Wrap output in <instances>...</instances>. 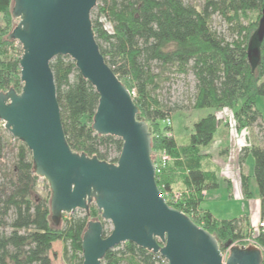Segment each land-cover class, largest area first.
I'll return each instance as SVG.
<instances>
[{"label":"trees","instance_id":"trees-1","mask_svg":"<svg viewBox=\"0 0 264 264\" xmlns=\"http://www.w3.org/2000/svg\"><path fill=\"white\" fill-rule=\"evenodd\" d=\"M262 3L263 0H205L198 9L184 0H98L91 12L93 34L105 62L132 93L139 108L137 118L150 127L152 152L165 151L169 159L156 174L160 194L183 186L187 199L169 205L213 235L220 250L228 242L242 238L250 227L247 216L218 220L200 209L203 192L219 184L216 172L206 170L202 160L210 157L204 149L211 144L220 123L213 112L207 114L194 124L189 142L179 145L165 120L180 108L214 111L228 108L243 129L254 125L264 128L256 108L258 97L264 99V38L259 61L254 66L247 55L259 25ZM11 9L12 0H0V15L7 21L6 27H0V92L12 89L19 93L22 51L7 39L14 28ZM249 12L257 13V22L244 25L240 17ZM215 14L227 23L230 40L211 30ZM50 67L69 147L79 154L116 163L121 140L99 136L92 129L99 99L95 89L69 57H55ZM189 73L195 79V93L189 105H168L160 99L161 90L174 77ZM8 146L14 152L12 159L4 163ZM112 150L116 152L114 157L109 156ZM249 154L254 159L259 219L264 222V146L251 144L243 148L239 154L240 169ZM168 169L173 174H166ZM176 173L183 175L181 184H176ZM163 175L165 179L160 183ZM241 177L243 196L250 198L249 178ZM39 180L29 150L0 127V264H51L49 254L57 241L65 244L66 264H82V237L90 221L101 220L98 210L91 205L88 213L80 211L79 216L63 217L62 224L56 226L50 215V191L39 194ZM103 225L106 237L110 230ZM256 242L264 248V228L259 230ZM161 262L160 255L124 243L109 250L101 264Z\"/></svg>","mask_w":264,"mask_h":264},{"label":"water","instance_id":"water-1","mask_svg":"<svg viewBox=\"0 0 264 264\" xmlns=\"http://www.w3.org/2000/svg\"><path fill=\"white\" fill-rule=\"evenodd\" d=\"M98 0H12L17 21L7 37L22 49L19 93L0 92V121L31 153L34 173L50 191V215L59 226L64 215L88 213L82 237V264H101L105 254L133 243L168 264H262L255 246H234L223 262L217 239L181 211L169 206L156 184L148 123L139 120L132 93L105 62L95 40L91 12ZM264 38V0L247 55L254 66ZM69 57L98 94L92 129L122 142L116 163L74 152L66 142L51 61ZM111 225L103 235L104 223Z\"/></svg>","mask_w":264,"mask_h":264},{"label":"rangeland","instance_id":"rangeland-1","mask_svg":"<svg viewBox=\"0 0 264 264\" xmlns=\"http://www.w3.org/2000/svg\"><path fill=\"white\" fill-rule=\"evenodd\" d=\"M184 1L189 4H193L198 9H201L205 2V0H184ZM91 19H92V15H91ZM257 19H258L257 13H252V12H249L240 17V20L244 25L255 23L257 22ZM15 23H17V21L12 19L11 27H14ZM6 26H7L6 18L0 15V27H6ZM210 27L211 30L215 31L218 35H222L227 40L231 39L228 25L219 14L213 15L210 23ZM194 93H195V79L193 74L189 73L186 76L174 77L172 82L170 84H167L165 88L161 90L160 99L167 102L168 105H173L176 103V105L178 106L183 105L186 107V105H189L191 103V98L193 97ZM256 108L261 114V118H260L261 121L259 122L264 125V99L262 97H258V99L256 100ZM212 112L215 114L220 125L216 133L214 134L213 140L209 145V149L212 154L211 159L213 160V162H215V165L218 164L217 172H219L218 175H220L221 177L218 182L219 183L218 187L213 190L207 191L208 195L206 196V198H203V201L201 202V209L209 210L210 213L218 220H229V219L237 218L241 215L242 211L245 212L247 211L250 225L253 226V228L257 229L259 222V215H258V205H257L256 197L258 191H257L256 183L252 178L251 180H249V190L251 192V197L244 198L242 194L243 192L240 184L242 175L240 176L238 170L239 164L237 165V162H235L239 159L238 156L235 155V150L237 149L236 148L237 139L235 136L236 134L238 136L242 134L244 129L238 126V124L237 126L233 125V119H232L233 111L232 110L214 111L209 108L196 109V110L194 109L189 110L188 108H185L184 110L182 108L177 109V111H175L171 117V122H172L171 128L173 130L171 134L172 136L175 137L179 145L187 144L189 142L190 134L193 132L194 124L199 119L205 117L207 114ZM229 122L231 124H229ZM1 123L2 122L0 121V127H3V124ZM223 127L225 128V130ZM229 128L236 130L237 133L235 131L233 132V130ZM246 132L248 134L245 135L244 141H247V143L249 141L250 144H248V146L251 144H255V145L260 144L264 146V128L262 127L259 128L254 125L248 127V129H246ZM224 135H226L225 136L226 138L224 137ZM223 147L226 148L224 154L221 153L222 152L221 149ZM217 148L218 150H216ZM12 149H13L12 146L7 147V149L4 151V157L2 162L5 163L12 159L14 152ZM109 156L110 157L116 156V152L113 150L110 151ZM253 163H254L253 156L249 154L245 159V165H246L245 169L247 173L249 171H251V173L253 172ZM165 173L173 174V171H170L168 169L165 171ZM227 176L229 177V179H231L233 183V187L231 188L230 193L227 190V183L224 182L225 179L223 178ZM164 179H165V175H163L159 179L160 183H163ZM182 181H183V175L177 174L176 184H181ZM46 185L47 183L40 178L37 187V191L39 194L45 195L49 191V188H47L48 185L47 187ZM173 192L181 195L180 200L178 202L187 199V192L183 186L182 188L173 189ZM73 215L79 216L81 215V212L78 210L73 214L64 215L63 217L64 219H68ZM105 226L106 228L111 230V225L109 223L106 222ZM64 246L65 244L60 241H57L53 244L49 254L51 258V264H66L63 257ZM118 249H122V247H119Z\"/></svg>","mask_w":264,"mask_h":264},{"label":"built area","instance_id":"built-area-1","mask_svg":"<svg viewBox=\"0 0 264 264\" xmlns=\"http://www.w3.org/2000/svg\"><path fill=\"white\" fill-rule=\"evenodd\" d=\"M14 43H15V46H19L20 47V45H19L18 42L14 41ZM21 51H22V49H21ZM222 110H230V109L227 108V109H222ZM232 119H233V125H236L237 126V122L234 120L233 113H232ZM165 123H166L167 126L171 127V125H172L171 118L166 119L165 120ZM229 124H231V123L229 122ZM229 129H231V128H229ZM231 130H233V132L234 131L236 132V130H234V129H231ZM246 134H248V133L246 132V129H244L243 133L239 135L240 136V139H237L238 138V135L237 134L235 136L236 139H237V146H236V148H237V150H239V154H240L242 148L243 147H246L249 144V143H247V141H244V137H245ZM245 140H246V138H245ZM152 157H153V159L156 160V162H154L156 174H159L161 172V170L165 167V165L167 164V162L169 161V159H168L165 151H158V152L152 153ZM238 170H239V173H240V167H239ZM240 176H241V174H240ZM240 184H241V182H240ZM205 194H206V192H203V196ZM160 195H161L162 199L168 205L169 204H175V203H177L180 200V197H181V195L178 194V193H174L173 191L172 192H166L164 190H163V192ZM263 228H264V222L260 221V219H259L257 229L253 228V226L250 225V227L247 230V233L242 238H240L239 240H237L234 243H232V245H234V246L236 245V246H239V247L240 246L247 247V246H251L252 245V246L257 247L261 251V253H262L263 262H264V248L261 247L256 242V237H257V235L259 233V230L260 229H263ZM221 255H222V260L224 262L226 260V258L228 257V255H229V248L223 249L221 251ZM161 264H168V263H167V261L165 259L162 258Z\"/></svg>","mask_w":264,"mask_h":264},{"label":"crops","instance_id":"crops-1","mask_svg":"<svg viewBox=\"0 0 264 264\" xmlns=\"http://www.w3.org/2000/svg\"><path fill=\"white\" fill-rule=\"evenodd\" d=\"M223 126V125H222ZM224 128V127H223ZM224 130H225V128H224ZM226 133V132H225ZM226 135H224V137H225ZM226 138V137H225ZM237 139H240V136H238V138ZM236 149V148H235ZM216 150H218V148L216 149ZM221 153L222 154H224L225 153V151H226V148L225 147H223L222 149H221ZM204 152L205 153H207V154H209V156L210 157H208V158H205V159H203L202 160V162H203V167L206 169V170H211V171H215L216 172V174H217V176H218V179H220V175H218V173L219 172H217L218 171V164L217 165H215V162H213V160L211 159V151H210V149H209V146L208 147H206L205 149H204ZM235 155L236 156H238V158H239V150H235ZM235 162H237V165H238V162H239V159L237 160V161H235ZM254 164V163H253ZM234 165H235V163H234ZM239 166V165H238ZM246 165H245V160H244V162H243V164H242V168L240 169V174L242 175V176H245V177H248L249 178V180H251L252 178H253V172L251 173V171H249L248 173H247V171H246ZM232 170H233V168H232ZM225 180H224V182H226L227 183V190H228V192L230 193V191H231V188L233 187V183H232V181H231V179H229V177L227 176V177H223ZM253 180H254V178H253ZM240 188V187H239ZM242 189V188H241ZM243 194V193H242ZM208 195V192H206V194L204 195V198H206V196ZM229 195V194H228ZM230 196H231V194H230ZM256 200H257V205H258V215H259V217H260V210H259V198H258V193H257V197H256ZM200 209H201V205H200ZM203 210V209H202ZM205 211H208V212H210L209 210H206V209H204ZM248 212L246 211H242L241 212V215L239 216V217H237V218H241V217H243V216H247L248 217V214H247ZM214 217V216H213Z\"/></svg>","mask_w":264,"mask_h":264}]
</instances>
